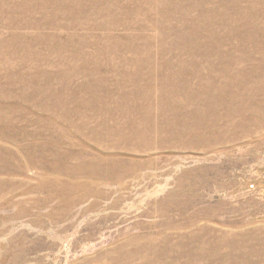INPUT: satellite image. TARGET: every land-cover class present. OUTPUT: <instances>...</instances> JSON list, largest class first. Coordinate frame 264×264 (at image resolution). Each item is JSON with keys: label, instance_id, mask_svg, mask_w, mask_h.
Masks as SVG:
<instances>
[{"label": "rangeland", "instance_id": "rangeland-1", "mask_svg": "<svg viewBox=\"0 0 264 264\" xmlns=\"http://www.w3.org/2000/svg\"><path fill=\"white\" fill-rule=\"evenodd\" d=\"M0 264H264V0H0Z\"/></svg>", "mask_w": 264, "mask_h": 264}]
</instances>
